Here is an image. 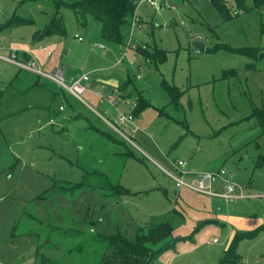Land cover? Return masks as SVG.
<instances>
[{"label": "rangeland", "instance_id": "374dc122", "mask_svg": "<svg viewBox=\"0 0 264 264\" xmlns=\"http://www.w3.org/2000/svg\"><path fill=\"white\" fill-rule=\"evenodd\" d=\"M73 1L0 0V45L34 57L46 73L63 68L66 83L89 71L94 82L125 85L121 94L150 105L137 115L138 130H125L133 141L126 158L100 116L113 120L112 107L85 93L88 106L0 58V264H43V257L92 264L106 243L88 238L119 233L133 241L160 214L171 235L150 245L161 250L151 264H218L236 233L253 231L236 251L241 264H264V3L244 0L246 9H238L227 0L228 20L211 0L138 4L134 28L132 14L123 41L114 42L101 36L98 19L81 22ZM54 16L64 35L38 38ZM13 17L29 23L8 24ZM141 47L155 62L165 52L164 61L148 62ZM248 47L263 53L254 59L238 51ZM116 108L127 112L128 103ZM178 160L184 181L223 168L244 197L177 186L167 172L177 173ZM214 189L223 190L219 179ZM228 211L229 222L219 218ZM250 219L262 224L241 231Z\"/></svg>", "mask_w": 264, "mask_h": 264}, {"label": "trees", "instance_id": "16d2710c", "mask_svg": "<svg viewBox=\"0 0 264 264\" xmlns=\"http://www.w3.org/2000/svg\"><path fill=\"white\" fill-rule=\"evenodd\" d=\"M226 1L227 0H211L212 4L220 13L222 18L228 20L232 17V15L230 14L229 6H227L228 2ZM252 1L256 7H260L264 3V0ZM59 5L60 4H58L57 6ZM69 5L77 12L79 18L81 19V22H83L86 16H92L98 19L101 23V36L107 40L114 42L123 41L122 38L125 35V31H127V29L129 28L130 18L136 6L134 0H75L69 3ZM235 5L238 9H246L244 0H235ZM7 23L11 25L26 24L29 23V20L25 18L13 17ZM49 34H56L59 36L64 35L59 16H54L52 21L44 29L42 34L38 36V38L46 37ZM257 50V48L248 47L245 50L238 51L246 56L257 59L263 53L259 52L255 54ZM138 52L148 62L158 63L164 61L165 59V52H162L160 61L156 60V62L154 61V58L152 57L150 52L146 50V48L141 47L138 49ZM20 54L24 60H28L30 58L29 55L24 52ZM123 86L125 85H121L119 87L120 91ZM176 88L177 87L174 88V91L175 94L178 95L180 91H178ZM136 101L137 105L133 110L135 120L142 109L150 105L148 101L141 95L136 96ZM102 135H104L103 137L109 139L112 142L116 141L115 139L110 138L108 134L102 133ZM119 138L122 142L120 143L122 145L121 147L123 148V151H121L120 153H123V157L127 158L131 154L125 144L128 141L125 140L122 136H120ZM258 161V164H263L264 155L260 156ZM71 187L72 189H74L75 187H79V183H74ZM164 216V214L152 215L151 220L144 225L146 232L142 233V228L140 227L133 241H127L124 236L119 233L112 234L108 237L103 236L97 238H88L92 241H104L106 243V247L100 254L99 259L92 264H151V262L157 257L161 250L154 251L150 248V245L157 244L165 237L171 235V226L165 220ZM253 232H248L247 234L246 232L236 233L231 239L228 247L224 250L218 264H241L240 255L236 251L237 240L241 237L252 235ZM74 235H77V233H74ZM171 246V244H167L163 249H168ZM41 261L43 264H57L56 262L49 260V258L47 257H43Z\"/></svg>", "mask_w": 264, "mask_h": 264}, {"label": "built area", "instance_id": "2783aa9c", "mask_svg": "<svg viewBox=\"0 0 264 264\" xmlns=\"http://www.w3.org/2000/svg\"><path fill=\"white\" fill-rule=\"evenodd\" d=\"M148 3L150 5H156L159 3V0H137L135 10L138 4ZM134 10V11H135ZM132 18V28L135 25L136 16L133 12ZM80 39V38H79ZM43 50H47V55H50V51L46 46L41 47ZM97 48L105 50L106 48L102 45H97ZM0 58L4 59L10 63H13L19 68L30 71L34 74H37L42 77H46L54 81L58 87L65 89L75 98L79 99L86 105H88L82 95L91 92L97 98V102L106 103L115 110V118L113 120L109 119L105 115H100L104 122L117 134L122 136L129 143H133L131 137L125 132L135 133L138 130V126L135 124V116L133 110L136 106L133 99L127 97L126 95L121 94L118 88L108 86L105 83L95 84L90 72H82L77 76L71 78L70 83H66L64 79L63 70L54 69L52 73L44 72L40 66L36 65V60L34 57L24 60L19 54V52L12 48L6 55H1ZM128 103V111L123 112L118 110L116 107L118 104ZM89 106V105H88ZM63 107L60 105L59 109ZM51 121H53L51 119ZM134 145V144H133ZM174 166L177 169V173L167 172L168 175L175 181L177 186H187L193 190L202 192L204 194H209L213 196H219L226 198L227 200H234L239 197H244L242 192H235L236 184L231 180L230 173L225 169H220L218 172H200L196 179L191 182H186L183 180L184 171L180 169L184 166V163L181 160L175 161ZM216 179H219L220 185L222 186V191L214 189V182Z\"/></svg>", "mask_w": 264, "mask_h": 264}, {"label": "crops", "instance_id": "0c3cea01", "mask_svg": "<svg viewBox=\"0 0 264 264\" xmlns=\"http://www.w3.org/2000/svg\"><path fill=\"white\" fill-rule=\"evenodd\" d=\"M142 4H145V3H141V5ZM146 4H148V3H146ZM150 5V4H149ZM1 43V42H0ZM43 46H45L44 44H43ZM0 47H1V49H3V50H5V52L6 53H8L9 52V50L10 49H12V48H14L13 46H8V45H0ZM15 49V48H14ZM17 50H19V49H17ZM126 52H127V50L126 51H123V54L122 55H125L126 54ZM1 54V53H0ZM1 55H6V54H1ZM36 60V59H35ZM13 64V63H12ZM62 70H63V68H62ZM89 72V71H88ZM91 73V77H92V72H90ZM68 76V75H67ZM76 76V75H75ZM69 77V79H71L72 77H74V76H71V75H69L68 76ZM107 82H109L110 84H114L113 86L112 85H110V84H108V83H106V82H104V81H100V80H96L95 79V84H101V83H105L106 85H108V86H112V87H116L117 86V84H116V82L114 83V82H111V81H107ZM116 88H118L119 89V87H116ZM87 94H88V98L89 99H93L94 101H97V98L94 96V94H92L91 92H87ZM138 117H140V116H138ZM138 117H137V120H138ZM138 124V123H137ZM220 198H222V197H220ZM219 218L220 219H222L223 221H226V222H229V220L231 219V216H229V211L227 212V213H225V214H220L219 215ZM260 224H262V220L261 219H250V220H245L244 222H241V223H239L238 224V228L241 230V231H248V230H251L252 228H255V227H257V225H260ZM232 239V238H231ZM231 241V240H230ZM227 248V247H226ZM224 252V251H223ZM241 263H242V260H241Z\"/></svg>", "mask_w": 264, "mask_h": 264}, {"label": "water", "instance_id": "95a60500", "mask_svg": "<svg viewBox=\"0 0 264 264\" xmlns=\"http://www.w3.org/2000/svg\"><path fill=\"white\" fill-rule=\"evenodd\" d=\"M175 2L180 3L181 0H175ZM194 45H195L196 47H201V44H200V43H197V42H194Z\"/></svg>", "mask_w": 264, "mask_h": 264}]
</instances>
